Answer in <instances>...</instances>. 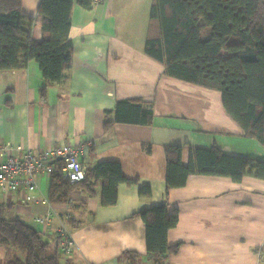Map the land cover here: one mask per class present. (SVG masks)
I'll use <instances>...</instances> for the list:
<instances>
[{
	"label": "crops",
	"instance_id": "crops-1",
	"mask_svg": "<svg viewBox=\"0 0 264 264\" xmlns=\"http://www.w3.org/2000/svg\"><path fill=\"white\" fill-rule=\"evenodd\" d=\"M40 1L23 0L22 8L36 18V38L42 35ZM74 1L73 64L63 83L49 87L45 103H38L45 83L38 61L0 71V144L37 152L71 141L88 167L119 161L135 182L120 183L117 202L108 206L101 203L102 180L95 183L94 195L78 187L65 204H25L17 193L1 191L0 200L13 205L7 216L23 218L43 233L51 252L59 250L60 264H154L146 225L137 213L167 202L170 211H179L168 241L180 248L169 264H264V179L191 174L184 186L169 191L166 181L168 145L182 146L184 164L192 147L217 145L229 155L261 159L264 145L244 134L227 113L220 91L171 77L163 63L146 54L153 0H101L90 9ZM132 97L153 105V122L105 128L106 111ZM39 181L37 194L43 196L50 181L45 176ZM143 185L151 186V196L139 194ZM48 211V224L34 221ZM66 216L75 242L68 254L57 238ZM9 256L1 246L0 264Z\"/></svg>",
	"mask_w": 264,
	"mask_h": 264
},
{
	"label": "trees",
	"instance_id": "trees-1",
	"mask_svg": "<svg viewBox=\"0 0 264 264\" xmlns=\"http://www.w3.org/2000/svg\"><path fill=\"white\" fill-rule=\"evenodd\" d=\"M77 2L87 9L96 3ZM74 5V0H41L42 35L36 38V18L22 12L23 0H0V71L26 68L31 60L38 61L45 80L38 103L47 101L50 86L69 77ZM145 52L164 64L167 75L220 91L227 113L244 134L264 145V0H153ZM153 119L151 103L139 97L119 99L113 110L106 111L104 127L118 122L151 124ZM182 153L181 145L166 146L168 191L184 186L191 174L234 181L253 174L264 179V158L229 155L214 145L192 147L189 163L184 164ZM60 162L49 183L52 204L68 203L78 187L94 195L95 183L102 180L101 203L113 205L120 183L135 182L114 160L88 167L85 179L71 182ZM139 194L151 196V186H141ZM12 206L0 200V247L10 253L6 264H60L59 250L51 252L43 233L23 218L4 216ZM137 214L145 222L147 251L154 264H169V256L180 248V243L168 241L169 230L179 222V211H170L166 202Z\"/></svg>",
	"mask_w": 264,
	"mask_h": 264
},
{
	"label": "built area",
	"instance_id": "built-area-1",
	"mask_svg": "<svg viewBox=\"0 0 264 264\" xmlns=\"http://www.w3.org/2000/svg\"><path fill=\"white\" fill-rule=\"evenodd\" d=\"M96 2L101 0H95ZM58 160L65 177L71 182L86 178L88 164L81 158L80 148L68 141L51 148L34 151L12 143L0 144V190L4 193L15 192L22 203L49 202L48 195L37 192L41 189L39 178L45 176L51 180ZM67 216L64 223L57 229L60 248L71 253L75 248L74 237ZM52 220V212L34 216L36 223L48 224ZM262 255V251H258Z\"/></svg>",
	"mask_w": 264,
	"mask_h": 264
},
{
	"label": "rangeland",
	"instance_id": "rangeland-1",
	"mask_svg": "<svg viewBox=\"0 0 264 264\" xmlns=\"http://www.w3.org/2000/svg\"><path fill=\"white\" fill-rule=\"evenodd\" d=\"M207 32H210V29H209V28L207 29ZM208 34H211V33H208ZM222 53L225 54V53H227V52H226V51H222ZM43 190H44V189H43ZM44 192L48 195V191H47V190H44ZM2 196H3V194L1 193V190H0V197H2ZM8 211H9V210H5V211H4V216H7V215H8Z\"/></svg>",
	"mask_w": 264,
	"mask_h": 264
}]
</instances>
